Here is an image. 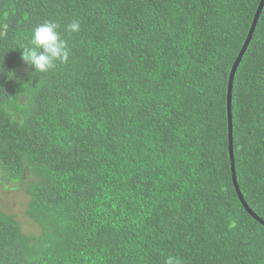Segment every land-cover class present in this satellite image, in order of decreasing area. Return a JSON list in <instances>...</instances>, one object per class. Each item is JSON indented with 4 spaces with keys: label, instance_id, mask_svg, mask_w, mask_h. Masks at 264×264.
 Masks as SVG:
<instances>
[{
    "label": "trees",
    "instance_id": "16d2710c",
    "mask_svg": "<svg viewBox=\"0 0 264 264\" xmlns=\"http://www.w3.org/2000/svg\"><path fill=\"white\" fill-rule=\"evenodd\" d=\"M259 1L0 0V186H23L37 225L0 210V264H264L226 109ZM45 21L70 57L36 74L13 47ZM230 108L264 220V5Z\"/></svg>",
    "mask_w": 264,
    "mask_h": 264
},
{
    "label": "clouds",
    "instance_id": "9594fccd",
    "mask_svg": "<svg viewBox=\"0 0 264 264\" xmlns=\"http://www.w3.org/2000/svg\"><path fill=\"white\" fill-rule=\"evenodd\" d=\"M60 25L54 21H45L36 26L26 43L18 42L14 47L21 49V59L27 67L32 68L36 74H47L53 70L57 62L65 64L69 61L70 48L68 42L59 31ZM81 30L79 21L69 23L65 31L77 33ZM11 77L13 75L10 72ZM247 211V210H246ZM165 264H182L178 257L169 256Z\"/></svg>",
    "mask_w": 264,
    "mask_h": 264
},
{
    "label": "water",
    "instance_id": "95a60500",
    "mask_svg": "<svg viewBox=\"0 0 264 264\" xmlns=\"http://www.w3.org/2000/svg\"><path fill=\"white\" fill-rule=\"evenodd\" d=\"M264 5V0H260L258 3V6L256 8V11L254 13L251 25L249 27L248 33L246 35V38L231 66L230 72H229V76H228V81H227V92H226V109H227V123H228V149H229V159H230V166H231V178L233 181V185L235 188V191L243 205V207L247 210V212L249 214H251L254 218H256L257 220H259L261 223L264 224V220H261L260 218L257 217L256 214H254L251 209L248 207L247 203L244 201L243 195L239 189V186L237 184L236 181V174H235V170H234V160H233V149H232V127H231V108H230V103H231V88H232V81H233V77H234V72L235 69L237 67V64L242 56L243 51L245 50L250 37L252 35V32L254 30V27L256 25V22L258 20L259 14L261 12V9Z\"/></svg>",
    "mask_w": 264,
    "mask_h": 264
},
{
    "label": "rangeland",
    "instance_id": "374dc122",
    "mask_svg": "<svg viewBox=\"0 0 264 264\" xmlns=\"http://www.w3.org/2000/svg\"><path fill=\"white\" fill-rule=\"evenodd\" d=\"M31 176H27V180H31ZM27 200L28 195L22 185L9 183L8 188L0 186V210L13 214L23 232L32 233L37 230V225L25 214Z\"/></svg>",
    "mask_w": 264,
    "mask_h": 264
}]
</instances>
